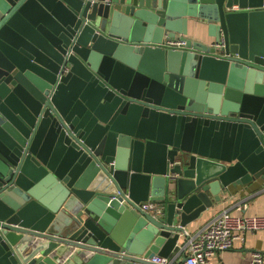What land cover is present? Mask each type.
<instances>
[{
  "label": "water",
  "instance_id": "obj_1",
  "mask_svg": "<svg viewBox=\"0 0 264 264\" xmlns=\"http://www.w3.org/2000/svg\"><path fill=\"white\" fill-rule=\"evenodd\" d=\"M258 177L264 0H0V264H158Z\"/></svg>",
  "mask_w": 264,
  "mask_h": 264
},
{
  "label": "crops",
  "instance_id": "obj_2",
  "mask_svg": "<svg viewBox=\"0 0 264 264\" xmlns=\"http://www.w3.org/2000/svg\"><path fill=\"white\" fill-rule=\"evenodd\" d=\"M213 197V195H211ZM221 200L191 221L182 233L178 247L169 256V264H181L188 239L204 229L223 210L235 215L264 216V177L249 179L240 185H230L221 192ZM246 238L236 239L232 248L219 252L207 264H251L252 254L264 256V229L246 232Z\"/></svg>",
  "mask_w": 264,
  "mask_h": 264
},
{
  "label": "built area",
  "instance_id": "obj_3",
  "mask_svg": "<svg viewBox=\"0 0 264 264\" xmlns=\"http://www.w3.org/2000/svg\"><path fill=\"white\" fill-rule=\"evenodd\" d=\"M110 2L111 0H104ZM236 7V6H235ZM172 48L183 49L186 40L177 39L168 42ZM219 46L220 44L217 43ZM141 208L161 214L164 204L159 201H144ZM264 229V216L235 215L229 210H223L200 232L188 239L185 256L181 264H207L217 253L233 247L236 239L244 240L246 232ZM152 261L158 264H169V257L154 256ZM251 264H264V256L261 252L252 254Z\"/></svg>",
  "mask_w": 264,
  "mask_h": 264
}]
</instances>
